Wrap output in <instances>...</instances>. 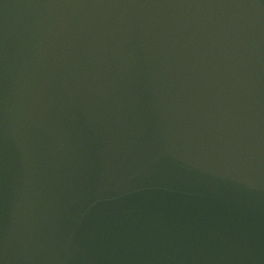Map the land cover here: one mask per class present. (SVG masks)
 Listing matches in <instances>:
<instances>
[{
  "label": "water",
  "instance_id": "1",
  "mask_svg": "<svg viewBox=\"0 0 264 264\" xmlns=\"http://www.w3.org/2000/svg\"><path fill=\"white\" fill-rule=\"evenodd\" d=\"M0 264H264V0H0Z\"/></svg>",
  "mask_w": 264,
  "mask_h": 264
}]
</instances>
